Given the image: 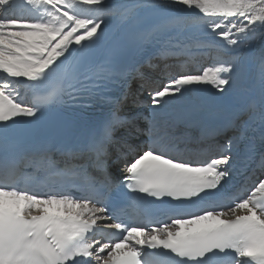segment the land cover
Segmentation results:
<instances>
[{
	"label": "snow or ice",
	"instance_id": "1",
	"mask_svg": "<svg viewBox=\"0 0 264 264\" xmlns=\"http://www.w3.org/2000/svg\"><path fill=\"white\" fill-rule=\"evenodd\" d=\"M44 10L47 19L0 15V124L18 117H35L47 102L37 97L22 102L21 80L39 87L71 55L73 46L85 49L99 39L110 11L108 0H26ZM184 6L227 45L256 22L264 23V0H170ZM12 0H0L5 10ZM81 9L92 15L83 16ZM86 58V54H85ZM231 66L205 69L200 74H180L152 94L153 108L192 85L208 84L219 91L229 84L221 75ZM79 70L66 74L59 91L73 96L87 90L89 79ZM56 90H53L55 92ZM230 155L193 161L170 155L149 144L125 160L124 184L132 193L168 197L197 204L198 210L178 213L168 221L116 222L115 241L93 239L98 221L110 211L105 194L92 188L80 196L65 191L37 192L19 187L15 164H0V264H205L209 256H227L228 264H264V176L242 195L228 201L215 194L229 176ZM135 207H141L137 199ZM149 225H151L149 227ZM145 249L149 250L148 252ZM167 257V259H163Z\"/></svg>",
	"mask_w": 264,
	"mask_h": 264
},
{
	"label": "bare ground",
	"instance_id": "2",
	"mask_svg": "<svg viewBox=\"0 0 264 264\" xmlns=\"http://www.w3.org/2000/svg\"><path fill=\"white\" fill-rule=\"evenodd\" d=\"M12 2L11 7L17 13L24 11V16L39 18L44 13L42 8L28 5L26 0ZM108 7L110 11L102 14L104 24L99 39L85 49L73 46L71 55L57 68L56 72L61 74L59 89L64 85L66 74L78 69L81 74L89 77L85 83L90 84L99 72L108 69L113 61L110 74L115 77L117 90L115 97L118 98L123 93V87L129 77L137 75L142 67L152 69L156 59L159 61L163 56H171L179 60L178 68H175L172 74L165 73L162 77L165 81L171 75L177 77L180 74H187L188 66L182 65L189 60L197 69L202 67L201 64L204 62L209 63L206 69L221 65L232 68L231 72L221 74L223 78L229 80L223 91L208 84L188 86L183 95L178 94L168 100L163 108H153L148 99V92L154 93L166 83L159 81L145 87L142 96L147 98V103L141 108V112L153 116L154 120L160 119L159 122H162L164 117L173 119L175 116L182 119L177 128L172 124H167L163 128L172 133L171 137L175 136V132L187 134L189 132L187 126L210 115V109L215 105L214 101L218 100L223 103V108L211 116L219 129L227 130L224 141L232 147L264 112V98H260L256 90V70L260 60L258 54L264 48V23L256 22L250 25L247 32L234 37L238 38V43L229 46L211 32L202 20L196 19L184 6L173 4L170 0H112L108 2ZM0 10L4 11L3 8ZM81 14L89 16L93 13L81 9ZM152 14L157 16L149 18ZM140 21L147 23L140 36L131 46L121 47L124 33ZM117 53L119 54L116 55ZM114 64L117 65L115 69ZM83 75L79 79L83 80ZM259 81H261L259 93L263 95L264 80ZM2 82L0 79V83ZM37 88L30 87L26 81L21 80L17 87L18 98L24 103H30L31 96ZM61 93L63 96L66 95L64 92ZM58 105L55 104L53 109H58ZM139 114L140 112L135 110L130 116L137 117ZM124 115L127 114L119 111L118 105L114 104V119ZM134 132L135 129L123 127L119 135L121 138H130ZM211 152L212 150L208 151Z\"/></svg>",
	"mask_w": 264,
	"mask_h": 264
},
{
	"label": "rangeland",
	"instance_id": "3",
	"mask_svg": "<svg viewBox=\"0 0 264 264\" xmlns=\"http://www.w3.org/2000/svg\"><path fill=\"white\" fill-rule=\"evenodd\" d=\"M19 12H21V11H19ZM0 13H2V11H1ZM4 14H5V15H16V16H22V17H25L23 14H17L16 12H14V11L11 9V6H9L7 10H4ZM41 17H42V16H41ZM25 18H30V17H25ZM208 64H209V63L204 62V63L201 65L202 67H200L198 70H197V68H195V67H190V68H189V71H188V74H200V73H202V72L207 68ZM175 77H176V76H175ZM0 79H2V80L4 81L5 77L2 76V75L0 74Z\"/></svg>",
	"mask_w": 264,
	"mask_h": 264
}]
</instances>
